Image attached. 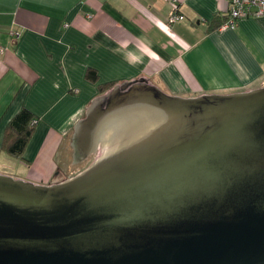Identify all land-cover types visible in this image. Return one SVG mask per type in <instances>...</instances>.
<instances>
[{"label": "water", "instance_id": "95a60500", "mask_svg": "<svg viewBox=\"0 0 264 264\" xmlns=\"http://www.w3.org/2000/svg\"><path fill=\"white\" fill-rule=\"evenodd\" d=\"M59 182L0 174V264H264V85L93 97Z\"/></svg>", "mask_w": 264, "mask_h": 264}, {"label": "crops", "instance_id": "0c3cea01", "mask_svg": "<svg viewBox=\"0 0 264 264\" xmlns=\"http://www.w3.org/2000/svg\"><path fill=\"white\" fill-rule=\"evenodd\" d=\"M172 1L184 20L169 28ZM227 10V0H0V145L7 122L25 107L38 120L25 162L58 134L53 149L67 164L74 124L97 85L109 81L143 76L184 97L263 86L264 14L208 30ZM87 68L97 82L85 78Z\"/></svg>", "mask_w": 264, "mask_h": 264}, {"label": "rangeland", "instance_id": "374dc122", "mask_svg": "<svg viewBox=\"0 0 264 264\" xmlns=\"http://www.w3.org/2000/svg\"><path fill=\"white\" fill-rule=\"evenodd\" d=\"M160 89L164 91L162 88ZM164 92L167 93L166 91ZM49 138L51 141L47 142L49 143L48 146H46L47 148L43 147L38 153L37 159L32 163L23 162L16 157L1 152L0 174L8 175L24 181H29L34 184H48L59 182L67 177H71L88 165L86 161L73 165L71 164V160H69L67 164L61 165L60 163L63 159L61 160V156L59 154L60 151L53 149L57 143L58 134H51ZM53 151L57 152L56 157L52 160L51 166L48 167L45 162H48V156ZM58 156V161H55Z\"/></svg>", "mask_w": 264, "mask_h": 264}, {"label": "trees", "instance_id": "16d2710c", "mask_svg": "<svg viewBox=\"0 0 264 264\" xmlns=\"http://www.w3.org/2000/svg\"><path fill=\"white\" fill-rule=\"evenodd\" d=\"M228 17L226 13L224 17H214L208 25V30L217 29L218 26L223 23ZM85 78L88 81L93 83L98 81V74L95 69L87 68L85 71ZM116 82L109 81L106 83L98 84V94L103 93L111 86H113ZM37 118L34 113H32L29 109L22 107L18 110L7 122L2 136V141L0 145V151L16 157L23 162L24 152L30 142L33 134L35 132L37 126ZM89 160L87 161V163Z\"/></svg>", "mask_w": 264, "mask_h": 264}, {"label": "built area", "instance_id": "2783aa9c", "mask_svg": "<svg viewBox=\"0 0 264 264\" xmlns=\"http://www.w3.org/2000/svg\"><path fill=\"white\" fill-rule=\"evenodd\" d=\"M227 19L218 26V30L233 28L236 21L244 17H259L264 14V0H227ZM89 16V15H88ZM184 20V15L179 12L177 4L172 1L170 10L166 15L165 24L171 27L174 23ZM64 26H67L65 23ZM10 35L18 38V31H10Z\"/></svg>", "mask_w": 264, "mask_h": 264}, {"label": "flooded vegetation", "instance_id": "af4514ba", "mask_svg": "<svg viewBox=\"0 0 264 264\" xmlns=\"http://www.w3.org/2000/svg\"><path fill=\"white\" fill-rule=\"evenodd\" d=\"M93 156L89 157L86 162L89 160V162L92 160Z\"/></svg>", "mask_w": 264, "mask_h": 264}]
</instances>
